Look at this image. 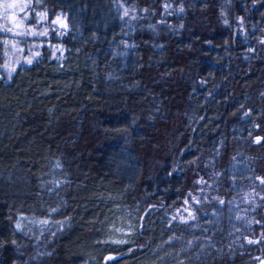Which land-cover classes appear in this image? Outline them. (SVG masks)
Here are the masks:
<instances>
[{"label": "trees", "instance_id": "16d2710c", "mask_svg": "<svg viewBox=\"0 0 264 264\" xmlns=\"http://www.w3.org/2000/svg\"><path fill=\"white\" fill-rule=\"evenodd\" d=\"M31 7L9 78L0 32V264H264V0Z\"/></svg>", "mask_w": 264, "mask_h": 264}, {"label": "rangeland", "instance_id": "374dc122", "mask_svg": "<svg viewBox=\"0 0 264 264\" xmlns=\"http://www.w3.org/2000/svg\"><path fill=\"white\" fill-rule=\"evenodd\" d=\"M12 2L13 0H0V25L6 24L7 27H13L12 22L5 18L3 9V5L5 3ZM16 2L27 3L28 7L25 8L23 12H21L19 8L9 10V15L15 12L17 21L23 20V24L20 28L15 29L14 32L0 31L3 33L4 41V59L1 64V71L7 78L12 75L16 67L19 65L26 64L29 59L31 61L36 59L40 53V46L43 42L42 36L49 33V27L46 24L47 13L45 11H35V14H32L31 0H16ZM57 17H60V19L68 25L66 14L60 13L56 16V18ZM54 24L61 29L64 28L57 23ZM20 32H23L24 34H17ZM40 33L45 34L41 35ZM54 52L58 56H61L64 52V46L55 45Z\"/></svg>", "mask_w": 264, "mask_h": 264}, {"label": "snow or ice", "instance_id": "6c2138e0", "mask_svg": "<svg viewBox=\"0 0 264 264\" xmlns=\"http://www.w3.org/2000/svg\"><path fill=\"white\" fill-rule=\"evenodd\" d=\"M27 7H28V4H27V3H17L16 0H13L12 3H5V4L3 5L5 18H6L7 20H9V21L12 22L13 27H7L6 24H5V25H0V31L14 32L15 29L20 28V27L22 26V24H23V20L17 21V17H16L15 12H13V13H11V14L9 15V10H10V9H16V8H19L20 11L23 12V11L25 10V8H27ZM166 7H167V6H166ZM181 10H182V9H181ZM127 14H128V13H127V11H126V12H125V15H127ZM41 15H44V14H41ZM54 23L59 24L61 27H65V28L67 27V24L64 23V21H62V20L60 19V17H57L56 20L54 21ZM17 34H19V35H23L24 33H23V32H20V33H17ZM32 34H35V33H32ZM40 34L43 35V34H45V33H40ZM31 62H32V61H31L30 59L27 60V63L30 64ZM257 142H259V141H257ZM261 183H264V179H261ZM193 199H195V198H193ZM196 202L198 203L199 201H196ZM185 203H187V201H186ZM221 203H223V201H221ZM53 211H55V209H53ZM186 211H187V209H186ZM189 217H190L191 219H193V220L196 218L194 215L191 214V212H189ZM174 219H175V217H174ZM181 219L183 220V217H182ZM184 222L187 223V220H184ZM41 223H47V221H42ZM255 242H258V241H251V240H249V243H255Z\"/></svg>", "mask_w": 264, "mask_h": 264}]
</instances>
